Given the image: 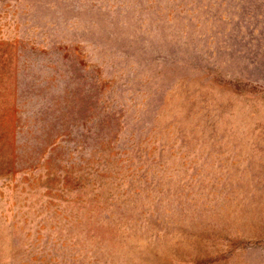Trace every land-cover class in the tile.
<instances>
[{
  "label": "rangeland",
  "instance_id": "374dc122",
  "mask_svg": "<svg viewBox=\"0 0 264 264\" xmlns=\"http://www.w3.org/2000/svg\"><path fill=\"white\" fill-rule=\"evenodd\" d=\"M0 264H264V0H0Z\"/></svg>",
  "mask_w": 264,
  "mask_h": 264
}]
</instances>
